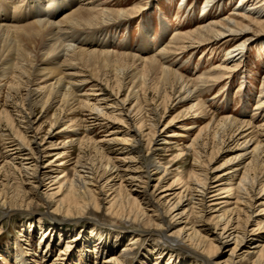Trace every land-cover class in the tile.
I'll return each instance as SVG.
<instances>
[{
    "label": "bare ground",
    "instance_id": "6f19581e",
    "mask_svg": "<svg viewBox=\"0 0 264 264\" xmlns=\"http://www.w3.org/2000/svg\"><path fill=\"white\" fill-rule=\"evenodd\" d=\"M217 1L220 0H205L202 12ZM116 4L114 0H0V95L4 87L9 92L24 88L29 110L22 122L24 133L18 131L14 135L11 142L14 145L6 153L9 165L20 161L17 170L23 177L21 191L14 197L15 202L1 193L0 207L24 209L33 215L34 206L46 205L51 209L49 214L36 213L40 230L42 216L51 220L58 215L62 220L79 222L90 211H105L113 220L108 228L125 231L124 226H130L137 229L134 234L142 232L158 237L153 244L155 264L167 248L171 250L166 264H238L250 255L255 257L252 264H264V202H258L264 197V124L255 127L245 120L218 118L206 111L196 94L237 71L251 42L264 48V0H241L233 16L205 21L192 31L177 33L167 47L162 46L165 48L146 58L108 50L112 42L101 29L132 18L136 9L141 10L119 8L121 4L116 9L109 7ZM143 40L140 51H151L149 38L144 35ZM223 44L232 47L225 53L222 66L213 68L210 75L187 80L171 68L169 59L176 55ZM259 54L258 59L263 57ZM108 76L114 79L115 93L109 91V80H105ZM29 84H33L32 89ZM151 85L157 101L146 108L150 118L149 127L144 129L145 125L135 120L143 110L138 95L141 92L146 95ZM261 87L264 88V81ZM122 91H126L123 98ZM260 96L259 105L263 106L264 95ZM172 100L188 106L182 116L192 124L172 126L179 117L164 124V116L159 117L158 110L165 106V114ZM37 106L45 111L56 108L72 114L86 113L81 127L85 124V129L90 125L104 128L95 149L106 164L96 166L78 155L69 183L54 175L52 171L57 167L54 164L61 153L38 137L32 121ZM204 120L207 122L190 140L188 131ZM51 129L59 130L51 134ZM79 129L77 126L68 131L54 117L48 140H52V135H70V142L82 152L88 139L80 138ZM203 134L206 138L211 135L220 146L218 153L226 141L240 144L238 152L228 161L230 168L242 166L244 170L235 187L223 183L224 177L234 173L230 169L224 174H214L206 144L200 142ZM169 148L178 152L177 158L191 155L193 163L186 181L174 178L169 185L162 186L172 172L157 159L156 153ZM51 157L57 160H49ZM115 180L119 181L118 189H114ZM176 186L180 187L175 190ZM41 187L45 191L42 196L38 194ZM64 192L65 198L60 199ZM55 222L60 223L58 219ZM90 229L91 235L98 234L95 226ZM132 232H125L132 242L119 254L107 256L118 241L117 233L110 246H95V252L100 254L94 259L95 264H131L139 237ZM75 238L71 237L60 256L72 248ZM223 248L226 249L220 255ZM174 250H182L191 259L174 260ZM13 261L30 264L22 252Z\"/></svg>",
    "mask_w": 264,
    "mask_h": 264
},
{
    "label": "rangeland",
    "instance_id": "374dc122",
    "mask_svg": "<svg viewBox=\"0 0 264 264\" xmlns=\"http://www.w3.org/2000/svg\"><path fill=\"white\" fill-rule=\"evenodd\" d=\"M123 1L124 0H114L115 4L117 3L116 6L112 5L109 7L116 9L118 8L117 5L121 4L122 6H119V8L130 9L140 7L141 10L136 9V13L132 18L122 19L116 23V25L101 29V31L105 33L104 35L112 42L108 50L130 55L139 54L142 58H146L167 47L170 39L177 33L192 31L201 26L205 21H217L233 16L234 10L241 0L217 1L205 13L202 12L205 0H130L129 2L122 3ZM45 4L46 6L49 5L46 2ZM247 5L248 4H243L242 6L247 7ZM68 13L69 12H66V14ZM161 22L165 24V26H161ZM162 27H164V30H162ZM144 35L149 38L151 51L144 52L143 49L140 51V47H143ZM231 47V44H223L202 47L200 48L201 50H189L184 54L170 58L169 63L172 64V69L174 68L175 71L187 80H196L197 77H202L205 74L210 75L209 73L213 68L222 66L225 53L229 51ZM259 53H261L263 57L258 59ZM235 72L231 74L230 77L229 74L223 76V79L218 82L219 84H208L201 88L203 90H199L198 92L200 93H196L198 99L204 104L208 113L214 114L218 118L226 117L239 121L245 120V122H250L252 126L260 127V125L262 126L264 124V104L263 106L259 105V97H261V94L264 95V88L261 87L264 81V48H260L257 42H251L248 46L244 63ZM215 73L216 72H214V74ZM105 80H109V91L115 93L117 89L114 84V79L108 76ZM150 87L146 95L142 92L138 95V103L140 107L142 106L143 110H141L142 112L140 111V116L138 115L135 120L145 125L144 129L149 127L150 118L147 116L146 108L149 104L151 105L157 101L156 94L152 90L153 86L151 85ZM29 88L32 89L33 84H29ZM260 91L262 92L259 93ZM8 92L6 87H4V93L0 95V194L2 193L8 198H13V202H15L17 199L14 197H16V195L19 196L23 177L21 172L17 170L20 168V161L17 160L13 165H9L6 160V153L7 150H10L14 145L13 143L11 144L13 141L12 138L19 134V132H21V134L22 132L24 133V125L22 122L25 114L29 110L24 88H21L20 92L18 91L19 93ZM125 95L126 91H122V98L125 97ZM262 99L264 100V96ZM133 102L134 101H132L129 106H131ZM164 107L165 106H161L158 110V116H164V124L170 122L175 117H179L180 120L176 122V125L173 123L174 125L172 126L174 127L178 125H187V123L192 124L188 121L190 120L188 118L185 119V121L183 120L184 116H182V114L183 111L185 112L187 110V105L177 104L172 100L170 104H168V110L165 114L163 113ZM191 114L192 113L188 116H191ZM85 115L86 113L72 114L64 109L60 110L53 108L45 111L41 106L34 108L32 121L35 122L34 129H38V137H40L41 140L44 139L46 145H53V149L56 150V153H61L60 159L54 164V166L57 167L53 169L52 172L54 175L64 178L67 183L73 178V162L78 155L82 156L88 163L93 162L96 166L106 164L103 162L104 160H102L99 151L97 152L95 149V144L103 137L104 128H101L99 125H90L88 130L85 129V124L81 127L82 120L86 119ZM54 117L58 118L61 125L67 127L68 131L70 128L80 126V138L86 137L88 139L82 146V152L79 151L77 145L70 142V135H52V140H48L50 136L48 131L50 130ZM206 122L207 121L204 120L200 125L193 124L195 128L188 131L190 132V140L197 135L199 127ZM57 130L59 129H51V134H55ZM170 130L171 129H168V131ZM28 134L30 135V133ZM28 134H25V137L28 138ZM203 135L200 142L201 144H206L205 150L208 156L207 158L212 159L210 167L214 169V174H224L227 173V169H230V171L234 173L224 177L223 183L227 184V186L235 187L242 178L244 170L242 166L235 167L231 165L232 167L230 168L231 161H228L238 152V149L241 147L240 144L236 146L226 141V143L221 146V150L218 153L220 146L213 140L212 136L209 135L206 138V136ZM50 142H52V144ZM156 155L157 159L172 172L162 186L169 185L174 178L181 181L187 180L193 163V157L191 155L177 158L178 152L172 148H169V150L165 152H158ZM54 157H51L49 160L56 161L57 158ZM100 161L102 163H100ZM252 174L253 173H251V175ZM112 183L115 184L114 189H118L119 181L115 180ZM179 187L180 186H176L174 189L177 190ZM105 190L108 189L105 188ZM44 192L43 187L38 189L39 195L42 196ZM65 196L66 192L61 194L59 198H65ZM232 198L233 197H230L229 201L232 202ZM258 202H264V197L259 199ZM50 210L46 205L33 207L34 213L42 212L43 214H49ZM24 211V209L9 210L8 208L0 207V264H14V258L21 252L25 258L28 259L30 264H50L53 262L54 264H95L94 259L97 258L99 254L95 252V246L98 245V247L100 246L103 248H106L107 244L110 246L111 243L115 241V233H117L119 234L118 241L111 247L112 251H110L107 256L119 254L125 246L132 242L130 241L131 238L125 237L127 233L130 234V231H133V236H139L136 243V255L132 258L131 264H155L154 259L156 258V253L153 252V244L158 240V237H156V235L142 233L141 231H144L143 228L139 229L141 230V234H134L137 229H131L130 226H124L126 229L125 231L108 228L113 225V220L105 211H90L83 218L85 220L79 222L62 220L58 215L50 216L53 218L51 220L42 216V230H40L39 224L37 223L38 215L36 213L29 215ZM55 219H58L60 223L55 222ZM90 219H92V221ZM91 226H95L98 234L91 235ZM81 228L85 231L79 233V229ZM73 236L76 237L75 239L77 240H73L72 248L67 251V253L65 252L64 255L60 256V253L65 251L67 242L71 240ZM133 238L135 237H132V239ZM44 240L47 242L50 241V243L48 244L44 242ZM262 243H264V239ZM109 249L110 248L106 250ZM225 249L226 248L221 249L219 254L221 255ZM168 250L171 249L167 248L165 251L166 253L164 252L158 264H166L167 258H169ZM173 252L174 260L189 261L191 259L190 256L182 250H174ZM254 260L255 257L250 255L238 264H252Z\"/></svg>",
    "mask_w": 264,
    "mask_h": 264
}]
</instances>
